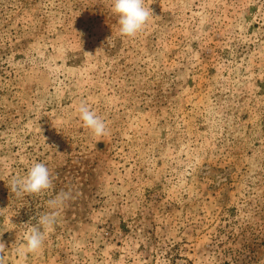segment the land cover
<instances>
[{
	"label": "rangeland",
	"instance_id": "1",
	"mask_svg": "<svg viewBox=\"0 0 264 264\" xmlns=\"http://www.w3.org/2000/svg\"><path fill=\"white\" fill-rule=\"evenodd\" d=\"M145 6L126 37L112 0H0L5 264H264V0ZM34 163L53 187L15 195Z\"/></svg>",
	"mask_w": 264,
	"mask_h": 264
},
{
	"label": "clouds",
	"instance_id": "2",
	"mask_svg": "<svg viewBox=\"0 0 264 264\" xmlns=\"http://www.w3.org/2000/svg\"><path fill=\"white\" fill-rule=\"evenodd\" d=\"M112 11L118 17L119 32L121 36L134 37L142 31L150 17L153 15L150 6H145V0H112ZM111 39V38H110ZM109 39V40H110ZM90 54V53H89ZM83 126L89 129L94 136L101 137L107 134V127L101 119L86 104L78 108ZM53 187V178L50 170L44 163H34L23 178H13L11 192L20 194H39ZM71 198L69 192L61 191L47 203L50 208L62 206ZM56 215L53 212L41 214L37 218L39 227L32 226L28 229L22 256L40 250L45 240V232L55 223ZM43 229V231H42ZM5 245L0 243V264H5L3 252Z\"/></svg>",
	"mask_w": 264,
	"mask_h": 264
}]
</instances>
